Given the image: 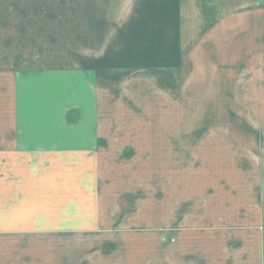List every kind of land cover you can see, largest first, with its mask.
<instances>
[{"label": "crops", "instance_id": "1", "mask_svg": "<svg viewBox=\"0 0 264 264\" xmlns=\"http://www.w3.org/2000/svg\"><path fill=\"white\" fill-rule=\"evenodd\" d=\"M162 100L232 123L129 124L159 122ZM161 140L234 149V171L204 173L196 194L153 206L167 215L151 232L125 223L120 259L79 237L90 251L66 260L48 248L64 237L32 235L48 194L19 184L33 179L26 166ZM1 229L23 230L0 235L7 264H264V0H0Z\"/></svg>", "mask_w": 264, "mask_h": 264}, {"label": "rangeland", "instance_id": "2", "mask_svg": "<svg viewBox=\"0 0 264 264\" xmlns=\"http://www.w3.org/2000/svg\"><path fill=\"white\" fill-rule=\"evenodd\" d=\"M170 82L168 79L165 83L169 85ZM154 110L161 114L159 122H153L152 115L146 114L144 119L131 117L129 124L143 128L158 124L163 128L170 125V118L174 124L175 115L178 125L186 119L185 123L192 128L218 119L232 123L228 116L201 117L199 105H190L187 109L182 100L175 104L162 100ZM182 112H186L185 118L181 117ZM157 144L160 147L113 149L103 158L70 157L64 159L63 164L50 162L48 165L26 166L33 179L19 181V184L48 194L38 198L42 205L32 208L33 224L42 226L30 230L32 235L64 237V245L50 244L48 248L51 255L63 252L66 260L74 251H90L88 245L74 244V238L78 240L79 237H89L93 243L96 242L92 245L96 248L91 251H106L116 258L124 243L122 237L128 226L125 223L134 226L132 231H136L135 225L139 223L141 230L151 232L154 224H158L154 221L167 215L153 210V206L166 210L170 203H176L175 199L177 204L184 201L187 191L196 194L201 184L207 183L201 180L204 173L234 171V149L201 148L200 143L192 148L174 149L165 147L168 143L162 140ZM14 231L23 230L1 229L0 235H10ZM140 245L151 255L149 239ZM7 261L8 246L1 241L0 264H7Z\"/></svg>", "mask_w": 264, "mask_h": 264}]
</instances>
